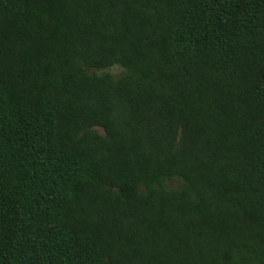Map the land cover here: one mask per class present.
Here are the masks:
<instances>
[{
	"label": "trees",
	"instance_id": "trees-1",
	"mask_svg": "<svg viewBox=\"0 0 264 264\" xmlns=\"http://www.w3.org/2000/svg\"><path fill=\"white\" fill-rule=\"evenodd\" d=\"M0 264H264V0H0Z\"/></svg>",
	"mask_w": 264,
	"mask_h": 264
},
{
	"label": "rangeland",
	"instance_id": "rangeland-1",
	"mask_svg": "<svg viewBox=\"0 0 264 264\" xmlns=\"http://www.w3.org/2000/svg\"><path fill=\"white\" fill-rule=\"evenodd\" d=\"M93 70L98 71V72L109 71L115 76H119L124 72V68H122L119 65H114V66L106 68V69H93ZM100 131H103V130L100 128Z\"/></svg>",
	"mask_w": 264,
	"mask_h": 264
}]
</instances>
